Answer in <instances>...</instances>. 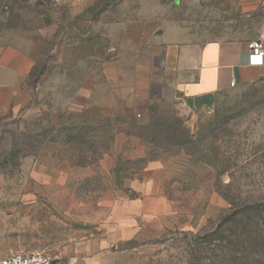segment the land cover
<instances>
[{
  "label": "rangeland",
  "instance_id": "374dc122",
  "mask_svg": "<svg viewBox=\"0 0 264 264\" xmlns=\"http://www.w3.org/2000/svg\"><path fill=\"white\" fill-rule=\"evenodd\" d=\"M218 1L186 8L180 0L176 9L173 0H0V42L21 47L44 68L36 85L27 78L16 103L0 113V261L39 251L57 256L56 264H88L79 259L91 254L92 243L93 264H189L191 233L228 208L211 193L214 186L264 200V78L220 94L206 111H190L171 93L131 111L127 75L138 58H150L156 39L133 38L139 42L124 53L139 57L127 54L111 69L123 48L122 22H135L128 6L164 4L183 20L212 19L197 30L216 35L218 20L234 16L231 4ZM132 119L163 126L179 120L194 142L188 171L180 159L163 164L167 205L145 220L111 191L112 158L93 165L94 150L129 147L123 135L134 133Z\"/></svg>",
  "mask_w": 264,
  "mask_h": 264
},
{
  "label": "crops",
  "instance_id": "0c3cea01",
  "mask_svg": "<svg viewBox=\"0 0 264 264\" xmlns=\"http://www.w3.org/2000/svg\"><path fill=\"white\" fill-rule=\"evenodd\" d=\"M173 1L177 9L180 0ZM212 1L215 0H185V6L191 8L200 3L206 6L205 4L208 5ZM218 2L223 7L227 3L231 4L234 16L227 14V18L223 16L218 20L219 31L216 35L209 31L197 30L209 28L210 23L214 22L212 19L210 22L193 16L183 20L164 4L128 6L127 12L131 13L130 17H133L135 22H122L123 48L117 62L112 63L111 69L117 70V67L125 62L127 54L130 55L128 52L124 53V49L126 46L137 45L139 41H134L133 38L143 41L153 37L156 39V47L150 58L147 61L142 57L138 58L137 66L133 67L135 71L131 70L127 75L129 88L123 91L131 111H143L145 108L147 110L148 106L168 93L190 111H206L215 104L220 94L263 80L264 60L257 66H248L246 49L247 43L254 39L260 30L264 0ZM226 9H220L219 14L225 15ZM206 10L203 12H209ZM139 54V51L133 50L130 56L139 57ZM34 65L35 59L27 51L11 43L0 42V113L12 103H16L22 85L29 78ZM125 76L122 72L121 77ZM140 80H143L141 91ZM105 98L109 100L111 96L107 95ZM141 155L143 150L137 147L119 151L114 149L99 162L112 158L110 172L115 177L114 170L119 160H136ZM162 168L161 163H150L145 169L135 171L133 175H121L118 180L115 178L116 183L112 185L111 191L117 197L122 196L129 207L137 209L138 220L161 215L162 208L167 205L161 182ZM128 223L129 220L125 222ZM91 227L93 228V224ZM88 252L91 254H85L79 260L93 264L92 243Z\"/></svg>",
  "mask_w": 264,
  "mask_h": 264
},
{
  "label": "trees",
  "instance_id": "16d2710c",
  "mask_svg": "<svg viewBox=\"0 0 264 264\" xmlns=\"http://www.w3.org/2000/svg\"><path fill=\"white\" fill-rule=\"evenodd\" d=\"M43 72L44 68L38 70V63L35 61L29 74L33 86ZM130 125L134 133L123 135L125 143L129 148L137 147L143 150V155L136 160H119L114 170L117 180L121 175L129 176L135 174L138 169H145L150 163L163 165L175 159H180L182 169L188 171L192 153L187 151V147L194 145V142L181 121L177 120L175 125L163 126L156 121L139 122L132 119ZM95 141L94 137L93 148L96 146ZM110 142L115 143L113 139ZM113 150L111 147L103 154L94 150L93 165ZM126 166L130 167L124 169ZM77 167L82 166L79 164ZM132 167L137 169L133 170ZM213 169L217 173V180L221 173L217 170L218 164L213 166ZM218 189L214 186L211 193H217L227 200V211L217 221H208L199 233H191L194 238L192 248H195L190 250L189 264H264V200L235 198L229 193L223 194Z\"/></svg>",
  "mask_w": 264,
  "mask_h": 264
},
{
  "label": "built area",
  "instance_id": "2783aa9c",
  "mask_svg": "<svg viewBox=\"0 0 264 264\" xmlns=\"http://www.w3.org/2000/svg\"><path fill=\"white\" fill-rule=\"evenodd\" d=\"M246 57L248 66H257L264 60V14L257 36L247 43ZM57 260L55 255L35 251L27 254H13L0 261V264H56Z\"/></svg>",
  "mask_w": 264,
  "mask_h": 264
}]
</instances>
